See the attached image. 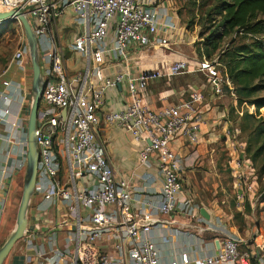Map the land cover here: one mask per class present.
<instances>
[{"label": "built area", "instance_id": "2783aa9c", "mask_svg": "<svg viewBox=\"0 0 264 264\" xmlns=\"http://www.w3.org/2000/svg\"><path fill=\"white\" fill-rule=\"evenodd\" d=\"M144 4L143 0H0V12L24 14L38 40L44 89L37 117L39 164L34 196L40 200L35 209L47 219L55 209L61 216L56 227L67 229L64 246L56 247L49 238L47 247L36 252L48 264L73 260L74 264H264V243L245 248L239 236H221L222 222L205 219L189 194L182 197L183 158L171 144L178 138L191 146L201 144L205 120L199 107L205 96L203 90L192 88L187 100L152 109L149 88L186 72L187 63L135 72L132 65L143 55L173 46L170 35H157L158 14ZM68 9L74 14L77 36L63 46L59 25ZM18 24L20 43L5 75L14 68L26 77L30 47L19 20ZM166 27L168 31L176 25L168 19ZM66 50L84 59L73 74L66 66ZM120 62L125 70L107 76L106 69ZM211 68V63L200 62L197 72L209 79L213 96L223 97L233 86L220 74H207ZM5 79L0 82V131L7 133L9 144L22 145L24 160L18 169L26 170L27 132L22 140L23 124L11 119L15 97L22 90L11 78ZM119 85H125L123 108L110 111L107 92ZM102 125L119 127L140 144L138 165L147 171L144 176L116 174L99 140ZM155 164L162 182L158 193L152 191L156 179L149 171ZM238 185L241 208L243 186ZM3 210L0 202V213ZM157 230H168L161 236L165 244H171L177 233L198 239L213 233L219 249L195 262L184 253L165 263L156 242Z\"/></svg>", "mask_w": 264, "mask_h": 264}, {"label": "crops", "instance_id": "0c3cea01", "mask_svg": "<svg viewBox=\"0 0 264 264\" xmlns=\"http://www.w3.org/2000/svg\"><path fill=\"white\" fill-rule=\"evenodd\" d=\"M145 6H152L158 14V36L164 37L167 34L171 37V42H177V37H180L182 31V18L178 13L179 4L177 0H155L156 4H149V0H143ZM72 11L68 9L65 17L62 18L59 25L60 40L63 46L73 42L77 36V27L74 23ZM170 19L175 25V29L168 30L166 27L167 20ZM180 39V38H179ZM152 51V50H151ZM150 51V52H151ZM149 52V53H150ZM146 53L140 60L132 65L135 72L143 69H158L161 66V60L152 59L150 54ZM66 66L68 71L73 74L79 71L84 65V59L78 54L66 50ZM137 60H132L135 63ZM167 67V66H166ZM125 70L122 62L117 63L106 69V74L113 77L116 72ZM14 76H17L16 70L13 68ZM18 83L21 87V95L15 97L12 110V120L19 119L23 124L24 130L19 131V137L24 140L27 132V124L29 119L30 107L33 100L32 95V74L31 67L28 65L26 77L18 74ZM197 88V87H196ZM125 85L121 88L117 87L109 90L106 95L107 109L110 111H119L123 108V91ZM203 90V88H199ZM228 89V88H227ZM226 89V90H227ZM173 90L157 91L155 89L148 90V99L152 109H158L163 106H168L187 98H173ZM204 103L199 107L203 113L205 124L202 126V142L199 146H191L184 138H178L171 144V148L183 158V179L185 186L195 185L200 183L199 169L205 164L210 163V158L216 151L218 143L228 135L227 121L224 118L226 112L222 111V107L230 101L229 97H216L211 93V88L204 92ZM176 100V101H173ZM162 105V106H161ZM7 133L4 130L0 131V202L4 203V210L0 213V248L10 237L16 227L18 200L20 185L25 179L26 170H19L18 167L22 164L24 156L22 153V145H12L6 141ZM99 140L106 146L107 159L116 174L120 177L131 178L134 174L144 176L147 171L138 165V152L140 144L135 141L128 133L119 127H109L102 125L100 129ZM226 142V140H225ZM26 148V146H25ZM212 163V162H211ZM212 165V164H211ZM151 175L156 179L152 183V191L158 193L161 189L162 182L156 164L150 170ZM206 177L201 175V178H209L213 176L212 172H206ZM136 183H140L138 178H135ZM142 183V182H141ZM195 190V189H193ZM190 195L194 204L201 210L204 208L210 214V220L213 223L221 221L225 228L233 227L235 231L234 212L229 207H221L215 205V202H204L201 198H193L190 191L184 189V195ZM39 198L34 196L28 213V230L22 240H20L12 252L5 260L4 264H48L43 256L37 254L45 249L49 238H53L56 247H62L65 244L67 237V229L56 227V221L60 219V214L53 209L46 215L35 209ZM226 200L223 201L225 204ZM201 214V212H200ZM202 215V214H201ZM233 219V220H232ZM254 220V222H253ZM244 229L242 234L238 233L243 241L245 248H256L258 243H264V201L261 202L260 208L256 209L252 206V213L245 215L243 219ZM254 223V224H252ZM168 230L155 231L156 242L162 249V259L165 263H170L174 258H179L182 254L187 253L191 262L202 258L205 254H213L219 249L217 241H213L215 235L212 233L205 234L202 239L196 237L187 238L181 233H177L173 237L171 244H165L161 236L165 235ZM174 232V231H173ZM101 245V244H99ZM74 264V260L71 261ZM194 264V263H192Z\"/></svg>", "mask_w": 264, "mask_h": 264}, {"label": "rangeland", "instance_id": "374dc122", "mask_svg": "<svg viewBox=\"0 0 264 264\" xmlns=\"http://www.w3.org/2000/svg\"><path fill=\"white\" fill-rule=\"evenodd\" d=\"M176 2L179 4L178 12L183 20L180 37H177V42L173 44L171 50L157 48L149 53L150 57H153L152 59L161 60V66L166 65L168 67L177 61H185L187 63L186 72H183L171 81L162 80L151 86V89L161 92L173 90L172 99L187 98L189 91L196 87L203 88L204 94V92L209 90L210 84L209 79L204 73L197 72L200 62L212 64V68L206 72L207 74L213 76L220 74L223 77L225 66L220 62L222 50L230 46L232 38L236 45L249 42L242 39V36L237 37L236 34L229 36L224 39L221 49L215 53H211L208 57V51H206L204 46L205 37H202V32H206L205 29L210 25V23L206 22V16L200 12L192 14L189 9V0H177ZM215 21H219V18L216 17ZM21 34L18 20L0 25V78L3 80L13 77V80L18 83V73L15 74L17 76H14L12 70L7 75L5 73L10 66L15 50L19 46ZM29 66L31 67L32 74L31 60H29ZM166 66L163 68H166ZM2 79L0 82H3ZM2 89V83H0V91ZM258 96H264V92L259 93ZM223 97L230 98V101L222 107V111L227 113L224 118L228 123L227 132L229 133V138L227 135L218 143L215 153L210 158V163H205L199 169L200 183L194 186H185V188L190 191L192 197L195 199L201 198L207 203L210 200L212 203L215 202V205L221 207L227 206L229 209H232L234 212V220H232L235 221L237 229L234 231L233 227L227 229L219 225V230L221 231V236L223 234L235 236L237 235V231L242 234L244 223L241 221H243L245 215L252 213V206L259 209L261 202L264 200V172L262 171L264 154L260 158H257L256 161H252L254 153L261 143H255L253 136H251L252 123L247 124V122H243L245 114L254 113L255 108L249 106L246 102L240 104L234 90L227 89ZM261 112L264 113V109ZM210 171L213 176L203 180L201 175L206 177V172L210 173ZM24 181L20 185V191L18 192V204L21 201ZM238 183H241L243 186L244 202L241 208H238L235 190V186ZM225 200L226 202L223 204ZM236 215H238V219H235Z\"/></svg>", "mask_w": 264, "mask_h": 264}, {"label": "trees", "instance_id": "16d2710c", "mask_svg": "<svg viewBox=\"0 0 264 264\" xmlns=\"http://www.w3.org/2000/svg\"><path fill=\"white\" fill-rule=\"evenodd\" d=\"M189 1L191 13H204L206 22L210 23L206 32H202L208 57L220 50L229 36L236 34L249 41L236 45L232 38L230 46L222 50L220 62L225 66L223 77L231 82L238 102L255 108L254 113L245 114L243 122L252 123L251 136L255 143H261L252 158L256 161L264 154V113L261 112L264 96H258L264 92V0ZM212 15L219 21L216 22Z\"/></svg>", "mask_w": 264, "mask_h": 264}, {"label": "water", "instance_id": "95a60500", "mask_svg": "<svg viewBox=\"0 0 264 264\" xmlns=\"http://www.w3.org/2000/svg\"><path fill=\"white\" fill-rule=\"evenodd\" d=\"M19 20L25 32L30 47V60L32 66V92L33 100L30 107L27 124V168L23 192L17 213L16 227L7 241L0 248V264H4L15 245L24 238L28 230V213L34 197V191L38 175L39 153L37 149V117L44 89L42 71L39 62L38 40L26 16L18 11L0 12V25ZM121 88V85L118 86ZM66 112H64V115ZM202 216L210 220V214L202 208Z\"/></svg>", "mask_w": 264, "mask_h": 264}]
</instances>
